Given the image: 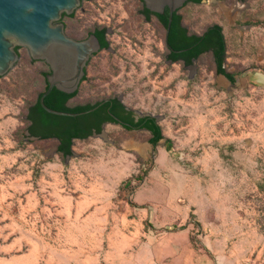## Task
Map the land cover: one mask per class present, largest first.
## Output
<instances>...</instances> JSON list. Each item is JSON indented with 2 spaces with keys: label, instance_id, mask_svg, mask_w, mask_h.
<instances>
[{
  "label": "rangeland",
  "instance_id": "374dc122",
  "mask_svg": "<svg viewBox=\"0 0 264 264\" xmlns=\"http://www.w3.org/2000/svg\"><path fill=\"white\" fill-rule=\"evenodd\" d=\"M83 9L79 30L114 34L70 105L121 98L159 118L165 139L107 125L63 157L56 140L30 137L48 68L22 50L0 79V264H264V0L179 12L191 33L222 26L235 83L211 54L170 63L142 0Z\"/></svg>",
  "mask_w": 264,
  "mask_h": 264
},
{
  "label": "water",
  "instance_id": "95a60500",
  "mask_svg": "<svg viewBox=\"0 0 264 264\" xmlns=\"http://www.w3.org/2000/svg\"><path fill=\"white\" fill-rule=\"evenodd\" d=\"M146 8L158 15L169 9L168 41L174 15L192 0H143ZM83 0H0V78L6 77L21 60L17 48H26L33 61L46 62L52 71L48 89L40 97L45 111L62 117H78L84 113H69L49 108L45 99L54 89L75 94L86 75L90 59L100 51L97 37L76 41L66 35L63 16H71ZM173 52H181L175 51ZM99 107L91 110L95 111Z\"/></svg>",
  "mask_w": 264,
  "mask_h": 264
},
{
  "label": "trees",
  "instance_id": "16d2710c",
  "mask_svg": "<svg viewBox=\"0 0 264 264\" xmlns=\"http://www.w3.org/2000/svg\"><path fill=\"white\" fill-rule=\"evenodd\" d=\"M203 0H192L190 3L202 4ZM178 11L174 15V20L170 30L168 45L172 51L171 58L176 63L185 62V66H192L205 54H211L215 65L216 72L226 77L231 83L236 82V75L228 72L225 65L227 63V42L222 26L214 24L209 26L203 33H191L183 24V17ZM147 16L152 13L145 10ZM169 9H166L165 15H159L163 27L166 29L169 23ZM105 31L100 33L104 35ZM104 47H108L104 43ZM181 51V52H173ZM48 89L46 85L43 92L40 93L38 100L33 103L28 111L27 130L31 137L39 138L40 140H56L58 145V153L63 157L71 156L73 153V145L75 140H86L93 134L102 132V125L105 122H114L111 114H116L123 119L133 124L131 129H145L151 134L149 142L156 147L162 140L165 139L162 127L157 123L155 116L141 119L138 123L134 122L132 117L133 111H125L126 105L121 103L117 97L103 99L96 103L79 104L72 106L70 100L79 95V92L68 95L57 89L45 99V104L54 110L69 112V113H84L87 114L78 117H62L48 113L40 104V97ZM109 100V101H106ZM99 107L93 112L91 110ZM172 142L168 140V150H171Z\"/></svg>",
  "mask_w": 264,
  "mask_h": 264
},
{
  "label": "flooded vegetation",
  "instance_id": "af4514ba",
  "mask_svg": "<svg viewBox=\"0 0 264 264\" xmlns=\"http://www.w3.org/2000/svg\"><path fill=\"white\" fill-rule=\"evenodd\" d=\"M85 1H89V0H83V2H82V6L78 9V10H76L75 11V13L73 14V15H71V16H68V15H64L63 16V19H62V21H61V23H64V25H65V32H66V35L68 36V37H70V38H72V39H74V40H76V41H86V40H88L89 38H91L92 36H95V37H97L98 38V40H99V42H100V45H101V49H100V51L98 52V53H96L91 59H90V61L88 62V65H87V67H86V69H85V72H86V75L84 76V78H83V80L81 81V84H80V87H79V90L77 91V92H79L80 91V89H81V87H82V85L84 84V82H86L87 81V79H88V69H89V67L91 66V63H92V61L97 57V56H99V54H101L102 52H104V51H109L110 50V47H111V41H110V37L114 34V32L113 31H111L110 29H109V27H107V26H98V27H96V28H94V29H92V30H86V29H84V30H82V29H78L77 28V25L75 24V22H77V13L80 11V10H82V11H84V9H83V4H84V2ZM142 3H143V9H142V15L144 16V18H145V20H146V22L147 23H151L152 21H154V20H157V22L158 23H160L161 25H162V22H161V20H160V18L158 17L159 15L158 14H155V13H153V12H151L152 14L150 15V16H147L146 15V13H144L145 12V10H148L147 8H146V6H145V4H144V1L142 0ZM149 11V10H148ZM71 24V25H70ZM104 32L105 31V33H104V35L102 36V38H101V36H100V33L101 32ZM166 37H167V35H166ZM104 43H106L107 45H108V47H104L105 45H104ZM165 48L168 50V54H167V59H168V61L170 62V63H176L175 61H173V59L171 58V56H172V51L170 50V45H168V41L165 39ZM22 50H26V52L28 53V55H29V52H28V50L26 49V48H17V51L19 52V54H20V56H21V51ZM31 58V57H30ZM32 60V59H31ZM33 61V60H32ZM33 62H41L42 64H44L47 68H48V70L47 71H45V74H44V80H45V82H46V85L48 84V76H50L51 74H52V71H51V68H50V66L46 63V62H42V61H33ZM179 64H183V65H185V62L184 61H180V62H178ZM177 64V63H176ZM1 79V78H0ZM76 92V93H77ZM74 99V98H73ZM73 99H71L70 100V102L73 100ZM118 100L121 102V103H123V101H122V99L121 98H118ZM106 101H109V100H106ZM125 111H127V112H130L131 111V109H129L128 107H126V110ZM111 116H112V118L114 119V122H105L103 125H102V132H103V130L105 129V126H107V125H116V126H121V127H123L124 129H126V130H128V131H146L145 129H131V130H129V129H127V128H130V127H133V124L132 123H130L129 121H127V120H125V119H123L122 117H120V116H118V115H116V114H111ZM151 116H153V115H148V114H141V113H138V112H136V111H133V115H132V117H133V119H134V122L135 123H138L141 119H143V118H146V117H151ZM156 118V120H157V123L158 124H160L159 123V118H157V117H155ZM27 134L30 136V133L28 132V130H27ZM31 137V136H30ZM32 138H34V137H32ZM35 139H38V140H40L39 138H35Z\"/></svg>",
  "mask_w": 264,
  "mask_h": 264
}]
</instances>
